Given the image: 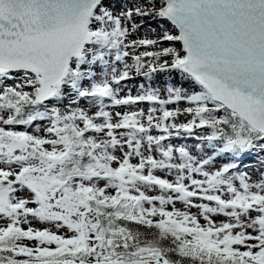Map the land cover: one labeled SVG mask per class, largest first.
<instances>
[{"label": "snow or ice", "instance_id": "snow-or-ice-1", "mask_svg": "<svg viewBox=\"0 0 264 264\" xmlns=\"http://www.w3.org/2000/svg\"><path fill=\"white\" fill-rule=\"evenodd\" d=\"M0 264H264V0H0Z\"/></svg>", "mask_w": 264, "mask_h": 264}, {"label": "bare ground", "instance_id": "bare-ground-1", "mask_svg": "<svg viewBox=\"0 0 264 264\" xmlns=\"http://www.w3.org/2000/svg\"><path fill=\"white\" fill-rule=\"evenodd\" d=\"M243 164L244 165H247V164H255V160L254 158H247L243 161Z\"/></svg>", "mask_w": 264, "mask_h": 264}]
</instances>
